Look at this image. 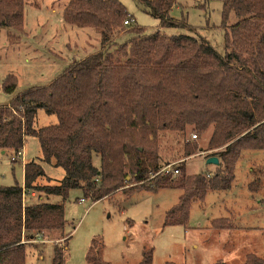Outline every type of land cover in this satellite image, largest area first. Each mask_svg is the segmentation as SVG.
I'll list each match as a JSON object with an SVG mask.
<instances>
[{"label": "trees", "instance_id": "1", "mask_svg": "<svg viewBox=\"0 0 264 264\" xmlns=\"http://www.w3.org/2000/svg\"><path fill=\"white\" fill-rule=\"evenodd\" d=\"M135 2L159 20L155 30L136 24L119 0H98L99 49L68 63L48 84L25 89L0 105V150L20 152L24 136L32 135L41 152L40 162L23 164L22 185H0V264H25L26 244L64 226L63 201L70 189L99 200L117 191L178 188V200L162 224L185 225L192 201L231 186L243 150L264 149V0H222V53L203 37L163 32L170 27L194 31L184 18L170 16L175 0ZM23 9L24 0H0V27L22 30ZM126 19L132 23L124 24ZM121 33L125 38L118 42ZM0 86L13 93L16 76L6 74ZM38 109L55 115L57 122L34 128ZM186 126L195 136L212 127L205 159H218L214 171L186 174L180 165L176 176L148 178L168 164L157 154L158 132H182ZM193 149L186 143L184 156ZM94 154L99 166L92 162ZM41 162L63 169L58 184L37 181L45 176ZM257 172L247 184L251 192L262 186ZM31 191L60 196L62 202L28 204L24 199ZM211 227L230 229L232 224L220 217L212 219ZM54 245L52 262L63 264L66 244ZM87 258L89 264H109L94 249ZM137 264H152L151 248L142 250ZM242 264L264 260L248 253Z\"/></svg>", "mask_w": 264, "mask_h": 264}, {"label": "rangeland", "instance_id": "2", "mask_svg": "<svg viewBox=\"0 0 264 264\" xmlns=\"http://www.w3.org/2000/svg\"><path fill=\"white\" fill-rule=\"evenodd\" d=\"M24 0L22 30L0 27V82L8 73L16 76L13 93L0 86V105L25 89L44 86L65 66L99 49L100 35L95 29L98 0ZM135 23L147 31L155 30L159 20L148 15L135 0H119ZM222 0H175L170 16L184 18L194 27L163 28L166 35L178 33L203 37L219 53L223 52L224 29L220 26ZM235 22L231 16L230 24ZM121 33L118 42L125 38ZM115 45H112V51ZM1 84V83H0ZM57 118L38 109L34 128L54 124ZM212 127L193 138L192 126L185 130H162L157 135V154L162 161L184 167L186 174L212 173L216 165L206 163L208 138ZM194 144L184 156L185 144ZM21 157L0 150V185L23 183V164L40 162L38 140L25 135ZM17 158L11 162V157ZM92 162L99 166L98 155ZM45 176L41 184H58L64 176L61 167L41 162ZM262 186L256 192L247 188L258 174ZM180 173V172H179ZM148 178H151L148 174ZM136 183H133V185ZM23 187V186H22ZM24 190V187H23ZM33 193V195H32ZM180 189L163 188L151 192L141 188L131 193L116 192L111 197L91 200L80 188L68 191L64 203L65 224L44 232L45 240L25 245V264H53L54 244L63 249V264H89L88 250L98 251L109 264H137L141 252L151 248L152 264H242L248 253L264 260V149H246L234 168V179L226 190L208 191L204 200L192 201L185 225L163 226L166 210L178 200ZM31 191L26 203L62 202L60 196ZM82 199V200H81ZM226 218L230 229L211 227L214 218Z\"/></svg>", "mask_w": 264, "mask_h": 264}, {"label": "built area", "instance_id": "3", "mask_svg": "<svg viewBox=\"0 0 264 264\" xmlns=\"http://www.w3.org/2000/svg\"><path fill=\"white\" fill-rule=\"evenodd\" d=\"M128 23H132V19L124 20V24H128ZM192 137L196 138V136L194 134L192 135ZM16 155H21V151L17 152ZM11 162H13V163L16 162L15 156L11 157ZM156 174L176 176L179 174V169L177 166H174V164L168 163V164L164 165L162 168H160L157 172L153 173L150 176H154Z\"/></svg>", "mask_w": 264, "mask_h": 264}, {"label": "water", "instance_id": "4", "mask_svg": "<svg viewBox=\"0 0 264 264\" xmlns=\"http://www.w3.org/2000/svg\"><path fill=\"white\" fill-rule=\"evenodd\" d=\"M206 163L217 165L218 164V159L216 157H214V156H210V157L206 158Z\"/></svg>", "mask_w": 264, "mask_h": 264}, {"label": "crops", "instance_id": "5", "mask_svg": "<svg viewBox=\"0 0 264 264\" xmlns=\"http://www.w3.org/2000/svg\"><path fill=\"white\" fill-rule=\"evenodd\" d=\"M1 83V82H0ZM9 103V101H7V102H5V103H3V104H1V105H4V104H8ZM8 150H1V153H5V152H7ZM20 157H21V155H19ZM16 161H17V158H16ZM117 192H119V191H117ZM32 195H33V193H32ZM40 198H41V196H39Z\"/></svg>", "mask_w": 264, "mask_h": 264}]
</instances>
